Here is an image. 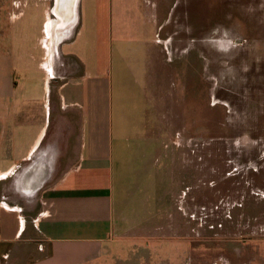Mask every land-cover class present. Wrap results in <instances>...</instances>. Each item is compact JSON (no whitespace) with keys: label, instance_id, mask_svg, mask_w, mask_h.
<instances>
[{"label":"crops","instance_id":"0c3cea01","mask_svg":"<svg viewBox=\"0 0 264 264\" xmlns=\"http://www.w3.org/2000/svg\"><path fill=\"white\" fill-rule=\"evenodd\" d=\"M38 1L45 16L37 42H29L30 26L19 44L11 31L12 43L0 55V80L8 76L0 89V264H128L121 257L129 243L135 259L153 250L167 257L175 227L184 226L180 215L175 226L173 139L109 135L114 99L125 97L122 69L110 73V51L119 49L87 39L94 32L89 19L105 16L104 0H56L58 39L50 55V13ZM140 1L117 0L112 9L126 29L121 40L131 70L136 44H152L149 26L133 20L143 10ZM63 5L68 16L60 13ZM146 47L156 60V46ZM127 93L140 96L133 88ZM166 96L160 98L167 106ZM161 117L168 121L167 111Z\"/></svg>","mask_w":264,"mask_h":264},{"label":"rangeland","instance_id":"374dc122","mask_svg":"<svg viewBox=\"0 0 264 264\" xmlns=\"http://www.w3.org/2000/svg\"><path fill=\"white\" fill-rule=\"evenodd\" d=\"M43 1L38 2H45L55 21L56 0ZM116 1L104 0L105 16L89 19L95 33L87 35L93 45L119 49L113 56L110 51V73L122 69L125 97L114 99L109 135L173 139L175 226L178 215L184 223L175 227L165 259L154 250L135 259L130 243L121 258L128 264H264V0L137 2L143 10L133 20L154 32L147 36L152 35L157 59L146 52L152 44L135 42L132 70L121 40L126 29L117 11L112 15ZM43 9L36 0H0V55L12 41H23L27 26L29 42H37ZM68 9L60 13L68 16ZM146 71L154 83L146 80ZM32 72L37 80L39 71ZM131 87L138 98L128 97ZM31 89L39 91L35 84ZM160 95H167V106ZM165 109L168 121L161 122Z\"/></svg>","mask_w":264,"mask_h":264},{"label":"flooded vegetation","instance_id":"af4514ba","mask_svg":"<svg viewBox=\"0 0 264 264\" xmlns=\"http://www.w3.org/2000/svg\"><path fill=\"white\" fill-rule=\"evenodd\" d=\"M63 0H61L60 2H62ZM66 1V0H65ZM64 5H65V3H64ZM64 5H63V7H64ZM70 5V4H69ZM67 8H68V6H67ZM62 10V9H61ZM61 10H60V12H61ZM56 21H54L53 20V18L50 16L49 17V21H48V24H47V33H48V36H50L49 37V39H48V49H49V55L50 54H52L53 53V51H52V47L54 46V43H55V41H54V35H55V27H56V24H54ZM57 23V22H56ZM57 40V39H56ZM50 41H51V43H50Z\"/></svg>","mask_w":264,"mask_h":264},{"label":"bare ground","instance_id":"6f19581e","mask_svg":"<svg viewBox=\"0 0 264 264\" xmlns=\"http://www.w3.org/2000/svg\"><path fill=\"white\" fill-rule=\"evenodd\" d=\"M70 34V33H69ZM50 37V36H49ZM68 37V36H67ZM55 46V45H54ZM52 49V51H54V49H53V47L51 48ZM207 218V217H206Z\"/></svg>","mask_w":264,"mask_h":264},{"label":"built area","instance_id":"2783aa9c","mask_svg":"<svg viewBox=\"0 0 264 264\" xmlns=\"http://www.w3.org/2000/svg\"><path fill=\"white\" fill-rule=\"evenodd\" d=\"M48 212H49V210L44 211V213H48Z\"/></svg>","mask_w":264,"mask_h":264}]
</instances>
